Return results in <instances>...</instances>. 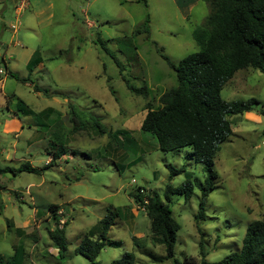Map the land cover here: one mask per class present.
I'll return each instance as SVG.
<instances>
[{
  "label": "rangeland",
  "instance_id": "374dc122",
  "mask_svg": "<svg viewBox=\"0 0 264 264\" xmlns=\"http://www.w3.org/2000/svg\"><path fill=\"white\" fill-rule=\"evenodd\" d=\"M25 2L19 16L15 0L5 1L2 10L11 28H0V66L4 56L13 75L0 76V169L28 162L43 170L0 173L4 261L20 246L22 264H90L74 250L117 208L124 215L113 218L107 239L119 245L105 246L95 264H111L125 252L134 254L135 264H173V259L183 264L190 258L199 263L200 241L208 263L238 251L247 225L264 216V75L240 70L221 90L225 101L257 104L228 117L232 133L213 159L215 180L202 201L205 220L199 230L194 216L207 178L203 164L191 158L188 147L160 151L140 130L147 107L159 109L161 95L177 83L162 55L176 66L199 49L193 34L204 24L208 5L202 0H191L190 8L177 0ZM146 18L148 32L135 34ZM36 51L42 63L29 74L26 65ZM126 84L145 86L147 96L131 94ZM71 117L84 127L73 131ZM118 130L123 135H115ZM61 146L63 155L52 160ZM139 191L144 197L155 194L179 224L173 259L163 260V245L152 242L145 211L130 196ZM52 204L60 209L58 227L65 231L63 258L48 238L55 228L48 212Z\"/></svg>",
  "mask_w": 264,
  "mask_h": 264
},
{
  "label": "trees",
  "instance_id": "16d2710c",
  "mask_svg": "<svg viewBox=\"0 0 264 264\" xmlns=\"http://www.w3.org/2000/svg\"><path fill=\"white\" fill-rule=\"evenodd\" d=\"M202 1L208 5L209 13L202 27L193 34L199 49L183 58L176 66L162 55V58L174 70L177 83L161 95L159 109L147 107L140 124V130L156 140L160 151L171 152L188 147L191 149V158L203 164V171L207 178L194 216L198 230L199 223L205 220L202 201L206 193L212 190V182L215 180L213 159L220 150V145L232 133L228 117L248 113L257 104L254 100L225 101L220 96L221 90L240 70L256 69L264 75V0ZM147 22L146 18L141 29H137L135 34L148 32ZM41 63L40 54L37 51L34 52L26 65L29 74ZM20 81L25 83L26 79H20ZM126 87L133 95L147 96L145 86L136 89L126 84ZM35 89L38 91V88L35 87ZM17 104L22 106L21 101ZM27 113L33 114L31 111ZM69 122L73 131L84 127L73 117L69 119ZM93 126L101 131L98 121L94 120ZM122 132L118 130L115 135ZM63 153L61 146L53 153L52 160L59 158ZM42 170L33 168L25 162L17 169L9 167L0 169V173L40 174ZM130 196L134 203L145 211L150 222L152 242L163 245L165 250L163 260L173 259L176 233L180 226L171 216L168 206L163 204L155 194L152 197H144L142 191H139L130 193ZM59 210L57 205L52 204L48 207V212L55 223V228L48 232V238L56 249L58 257L63 258L66 252V239L64 227H58ZM121 215H124L123 209L117 208L111 216L98 221L85 234L74 253L85 257L90 264H95L94 260L105 246L119 245L107 239V232L113 224V218ZM202 248V241H200L199 263L190 258L183 264H264V216L247 225L240 249L230 252L218 262H206ZM23 257L22 248L17 246L11 261L5 262L0 255V264H22ZM111 264H135L134 254L125 252ZM173 264L180 263L173 259Z\"/></svg>",
  "mask_w": 264,
  "mask_h": 264
},
{
  "label": "crops",
  "instance_id": "0c3cea01",
  "mask_svg": "<svg viewBox=\"0 0 264 264\" xmlns=\"http://www.w3.org/2000/svg\"><path fill=\"white\" fill-rule=\"evenodd\" d=\"M5 1H6V3L7 2H11L12 0H0V22H2L1 23V26H0V28L2 27V32H3V29L5 28V29H7V28H11L5 21V18H4V14L2 13V10L3 11H5V8H6V3H5ZM25 1H27V0H15V10H14V13H15V15L16 16H19V14L21 13V11L23 10V9H25ZM28 1H30V0H28ZM44 2H47V0H43ZM191 0H177V3L178 4H180L181 2H183L182 3V5H181V7L182 8H184V7H191L192 5H193V3L192 2H190ZM41 4H46V3H41ZM48 8L50 9V5L48 6ZM35 13H37V12H35ZM39 16V15H38ZM12 32H14V31H12ZM32 55L33 54H31V56H30V58L32 57ZM2 65L0 66V70H3L4 71V73H5V77H11L10 75H13V73L10 71V69H9V67H8V62H6V60H5V58H4V56H2ZM30 60V59H29ZM28 60V61H29ZM28 63V62H27ZM39 65H41V64H39ZM38 65V66H39ZM0 76H3V75H1L0 74ZM26 81H27V79H26ZM34 90H35V87H34ZM17 107H19L20 108V106H18V104H17ZM27 111H30V110H27ZM27 111L25 112L28 116H32V115H30V114H28L27 113ZM11 113L12 112H9V116H11ZM12 118V117H11ZM5 123V126H4V131L7 133L9 130H8V122L7 121H5L4 122ZM17 126H18V129H17ZM16 126V129L17 130H15V133H16V135H18L19 136V134L22 132V130H23V126L21 125V123L19 122L18 123V125ZM28 129H31V127H28ZM31 139V138H30ZM35 140V139H34ZM28 144H29V141H28Z\"/></svg>",
  "mask_w": 264,
  "mask_h": 264
},
{
  "label": "built area",
  "instance_id": "2783aa9c",
  "mask_svg": "<svg viewBox=\"0 0 264 264\" xmlns=\"http://www.w3.org/2000/svg\"><path fill=\"white\" fill-rule=\"evenodd\" d=\"M0 74H1V75H4V71H3V70H0Z\"/></svg>",
  "mask_w": 264,
  "mask_h": 264
}]
</instances>
